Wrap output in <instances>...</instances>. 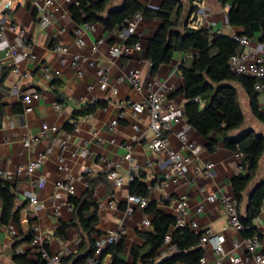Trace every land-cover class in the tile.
Returning <instances> with one entry per match:
<instances>
[{
    "label": "crops",
    "instance_id": "1",
    "mask_svg": "<svg viewBox=\"0 0 264 264\" xmlns=\"http://www.w3.org/2000/svg\"><path fill=\"white\" fill-rule=\"evenodd\" d=\"M9 0H0V20L5 26L0 35V69L8 70V75L3 83L5 91L2 92L0 109V170L12 175L9 181L14 195V208H20L19 225L10 222L8 226L0 225V264H14L12 256L18 254L17 250L26 251L28 258L37 261L35 250L30 241L34 236L33 229L38 230L37 236L47 243L46 249L50 253H61L70 264H86L89 257V240L81 232L78 222L68 227L62 237L56 235L62 223H70L73 211L69 198L80 199L88 189L90 181L94 185V200L97 204L83 212L84 220L91 219L94 215L98 220L94 224V233L91 239L109 233L118 236L117 242L122 238L124 250L119 255V260L124 264H133L132 252L134 248H143L144 242L139 233L150 231L151 226L144 227V220L152 221L153 215L145 210L133 208L132 214H127V197L129 194L128 178L133 165L139 166V173L134 178L143 175L141 181L147 186L148 205L152 209L174 218L175 201L180 196L188 200L187 221L198 224L196 233L211 230L223 238V250L226 256L221 257L211 244L201 248L203 250L204 264H231L229 256L240 257V264H256L253 258L245 251L243 246L233 248L234 242H241L244 237L235 232L227 224L225 207L221 200L233 202L231 180L240 173L239 163L242 160L226 150L222 139L214 135L215 150L210 153L206 150V141L192 129L183 119L172 126L164 134L169 147L179 149L180 142L177 134L184 132L189 144L200 147V152L193 164L186 166L182 173L163 187H159L164 173L167 155L165 152L155 153L149 148V143L154 139L149 129V116L147 111L138 118L131 109L133 104H145L149 93V83L153 80H165L171 88L167 101H171L183 108L186 103L182 93H176L184 88V81L179 71V66L188 60V56L175 53L169 64L161 65L155 74L151 73V65L146 60L148 41L154 36L159 27V22L146 19L142 16L136 27L135 35L141 43L139 51H130L128 55L119 59L111 58L108 54L110 46L121 43L122 30L108 33L100 25H95L92 32L82 36L83 46L76 45L73 30L76 24L72 20L70 8L79 0H54L51 9V25L42 29L39 26L40 15L37 13L32 0H13L12 9L4 10V5ZM97 3L100 0H87ZM163 0H137L144 8L159 9ZM184 7L182 22L192 28L209 29L212 34L231 37L241 34V28H232L227 22L229 7H223L219 0L194 1L196 10L190 14L188 0H181ZM123 0H110L107 10L120 7ZM190 14V15H189ZM175 15H172V20ZM104 43L97 46L95 53L91 48L98 40ZM252 44L259 43L254 38ZM67 49V62L60 63V57L54 52L56 46ZM17 49V56H6L11 48ZM26 54V55H25ZM74 54L85 55L93 63V67L82 64L79 68L81 75L70 65L71 56ZM189 62V61H188ZM47 68L50 78L45 79L42 70ZM97 69L103 70L109 84L116 85L117 93L99 89ZM138 69L141 74L142 87L135 91L127 78V71ZM122 77V82L117 79ZM240 107L244 116L243 126L230 133V137H237L243 132L253 131L264 137V124L259 122L252 114L249 99L245 91L234 85ZM30 96L29 106L31 112H25L26 104L23 98ZM176 93L172 96V94ZM259 109L264 113V88L256 92ZM94 102H105L106 107L96 111L93 115L72 118L73 113ZM115 123L116 125H112ZM70 124L71 130L64 127ZM48 129L57 127L64 137L67 133L65 149L54 143L55 134L42 133V127ZM137 125V130L133 126ZM74 127L78 132H73ZM25 138L37 139V143L25 148ZM51 148V153L46 156L42 167L33 172H26L28 162L35 160L37 155ZM87 151V157H80L82 150ZM130 152L131 160H126L125 155ZM185 157H191L186 150L182 151ZM62 162L60 163V161ZM109 163L116 165V173L122 178L120 186L107 179V166ZM212 164L210 176L200 175L195 168H203ZM23 172L18 174L17 170ZM262 180H264V153L259 162L258 173L249 184L244 194V202L239 215L244 216L247 206L248 193ZM71 181L74 193L66 195L57 191V183ZM89 181V182H88ZM43 182V184H41ZM36 193L41 209H29L28 197ZM214 196L215 202L210 203L208 197ZM234 203V202H233ZM59 207V216L55 215ZM202 209L197 214L196 210ZM1 217V204H0ZM255 234L259 239L257 254L264 257V203L259 216L253 221ZM174 229V228H172ZM28 233L29 241H24ZM253 235V236H254ZM250 238V237H249ZM18 245L14 248V244ZM173 253L167 246H162L158 251L161 260L169 258ZM109 256L102 259V263L109 261ZM201 260V259H200ZM200 264V262H199Z\"/></svg>",
    "mask_w": 264,
    "mask_h": 264
},
{
    "label": "trees",
    "instance_id": "2",
    "mask_svg": "<svg viewBox=\"0 0 264 264\" xmlns=\"http://www.w3.org/2000/svg\"><path fill=\"white\" fill-rule=\"evenodd\" d=\"M109 1L89 3L87 0H79L78 5L70 8L73 22L76 25H100L106 32L113 33L125 28L127 21L135 14L158 21L159 27L148 41L146 50V60L151 65L152 74H155L161 65L169 64L175 53L188 56V60L179 66L184 88L176 92L182 93L186 101L182 108L183 119L206 141L205 147L208 152L212 153L215 150L216 141L213 136L218 135L226 150L241 156L240 173L231 180L233 202L239 221L244 227L242 237H252L255 234L253 221L259 216L264 203V180L248 193L244 216L239 215V211L244 202V194L258 173L259 162L264 153V137L253 131L230 137L231 132L239 130L244 124V116L234 85L240 86L245 91L253 116L263 124L264 113L258 106L257 94L254 90L255 81L246 76L234 75L228 67L230 57L241 52L240 46L231 37L212 34L209 29L192 28L188 25V20L184 24L182 22L184 7L181 0H163L157 10L144 8L137 0H123L120 7L107 10ZM194 1L202 0H188L190 14L196 10L193 6ZM219 3L223 7H229L228 25L232 28H241L242 33L239 35L250 40L257 37L260 43L264 42V0H219ZM172 15H175L174 20ZM137 41L136 37H130L127 44L133 45ZM7 75L8 70L1 69L0 109L2 92L5 91L3 83ZM194 99L199 101L194 102ZM105 107V102H94L74 112L72 118L76 120L87 117ZM72 128L70 124L64 127L66 131ZM142 178V174L133 178L129 185L130 195L147 197V186L141 181ZM13 202L14 195L10 185L0 181V225L8 226L10 222L19 225L21 209H15ZM68 203L73 211V219L70 223H62L56 235L62 237L68 227L78 222L81 232L89 240L90 248L85 258H90L95 250V241L91 236L98 218L94 215L91 219L84 220L82 214L86 210L97 208L92 182L90 181L87 191L80 199L69 198ZM145 211L153 215V220L150 222L151 230L138 234L144 246L133 249V264H199L203 256V250L199 247L203 232L196 233L189 228L172 229L175 224L174 218L152 209L151 205H148ZM167 235L171 236L174 250L169 258L161 260L158 251L164 246V238ZM30 239L31 234L28 233L24 241ZM17 245L18 243L14 244V248ZM123 250L124 243L121 238L102 252L101 259L110 256L111 264H124L119 260ZM27 255L26 251L14 253L12 261L14 264H44L39 258L37 261L30 260Z\"/></svg>",
    "mask_w": 264,
    "mask_h": 264
},
{
    "label": "built area",
    "instance_id": "3",
    "mask_svg": "<svg viewBox=\"0 0 264 264\" xmlns=\"http://www.w3.org/2000/svg\"><path fill=\"white\" fill-rule=\"evenodd\" d=\"M67 2H71L72 0H66ZM33 5L40 15L39 26L42 29H46L51 25V9L54 5V0H32ZM79 1L76 3L78 5ZM14 6V1L9 0L4 5V10L12 9ZM142 21L141 14H135L132 16L126 24V27L122 29L120 38L121 43L118 45L110 46L108 49V54L111 58L119 59L122 56L128 55L130 51H139L141 49V43L137 41L133 45H128L127 42L130 37H136L135 30L138 23ZM5 22L4 20H0V35L4 29ZM95 29V25L91 24H82L76 25L73 30V38L77 46L82 47L83 41L82 36L87 32H92ZM232 40L236 42L240 48L241 52L239 54H235L228 60V67L230 71L237 76H246L252 78L254 83L255 92H260L264 88V42L258 43L257 45H253L252 41L245 36H241L239 34H233L231 36ZM104 43L103 39L98 40L95 46L91 48V53H95L97 50V46ZM54 52L60 57V63L65 64L67 62V49L58 45L54 48ZM17 49L15 47H11L7 52L6 56L15 57L17 56ZM26 55V54H25ZM87 64L88 67H93L92 61L85 55L74 54L71 56L70 65L72 68L77 70L78 75H81L79 70L82 64ZM1 71V69H0ZM97 76L99 77V89L101 91L109 90L112 93H117L116 85L109 84L107 74L100 69H97ZM43 77L45 79H49V71L47 68L42 70ZM127 78L131 85V87L135 91H139L142 87L141 74L138 69H130L127 71ZM122 82V77L117 79V83ZM149 93L146 98L145 104H133L131 105V109L134 112L135 116L138 118L147 111L150 122L149 129L154 137V139L149 143V148L155 153L165 152L167 155L165 164L166 172L163 175L161 182L159 183V187L163 188L171 177L179 176L183 169L186 166L192 165L193 159H196L200 152V147L195 144H189L187 142V137L184 132H180L177 134V138L180 142L179 149H173L169 147L167 139L164 136L165 133L169 132L173 125L180 123L183 120V110L182 107L171 102L167 101V96L171 92V88L165 80H153L149 83ZM30 96H36L34 92H31L30 95H26L23 98L24 103L26 104L25 112H31V107L28 105ZM198 99H194V102H198ZM116 125L115 123L112 124ZM135 130H137V125L133 126ZM52 132L55 134L54 143L59 145L62 149H65L67 140L70 137L69 134L63 133L64 137H57L60 134V130L57 127H51L48 129L45 125L42 127V133L46 134L47 132ZM73 132H78V128L74 127ZM37 139L34 138H25L23 140V146L25 148L31 147L32 145L37 143ZM188 151L191 157H185L182 155V151ZM51 153V148L48 147L44 152L37 155L35 160H32L26 165V172L33 173L39 170L43 162ZM79 156L84 158L87 157V151L82 150L79 153ZM241 157V156H239ZM126 160H131L130 152L125 155ZM62 160L60 161V163ZM198 174H202L204 176H210L212 174L213 165L206 164L203 168H195ZM116 165L113 163H109L107 166V179L113 182L115 185L120 186L123 183L121 177L116 173ZM22 168L17 170V173H22ZM139 173V166L133 165L131 168V173L128 178L129 182H132L134 175ZM12 178V175L8 172H4L0 170V180L9 181ZM43 184V182H41ZM57 191L63 192L66 195H72L74 193V186L71 181L65 183H57L55 186ZM128 207L126 209L127 214L133 213V208H137L139 210H145L148 206V199L146 197L130 195L127 197ZM208 201L210 203L215 202V197H208ZM222 204L225 207L226 216H227V224L229 228L234 230L235 232L241 233L244 231V227L239 221L238 212L233 202L222 199ZM28 205L30 210L37 211L42 208L41 205L38 204V196L36 193H32L28 197ZM175 224L174 229L177 228H189L190 230H197L198 224L195 221L188 222L187 221V209H188V200L185 196H180L175 201ZM202 212L201 208L196 210V213L199 214ZM55 215L59 216V207L55 210ZM144 227L150 226V221L144 220ZM34 236L30 241L31 247L35 250L36 256L44 263V264H70L65 261L63 255L61 253H50L47 251L46 246L47 243L41 240L37 234L38 230L36 228L33 229ZM118 236L114 233L106 234L105 236L99 237L95 240L94 243V253L87 260L86 264H111V259L109 261L102 263L101 254L102 252L109 246H112L117 243ZM223 238L219 235L214 234L211 230H205L200 238V246L201 248L211 244L214 252H216L221 257L226 256V253L223 250ZM164 245L167 246L170 250H174V246L171 245V236L167 235L164 238ZM240 246H243L245 251L253 258L256 264H264V257L257 254V250L259 247V239L256 235L245 238L241 242H234L233 248L238 249ZM18 253H21V250H17ZM110 258V256H109ZM228 260L231 264H240V257L229 256ZM200 264H204V258H201ZM217 264H220L218 262Z\"/></svg>",
    "mask_w": 264,
    "mask_h": 264
}]
</instances>
